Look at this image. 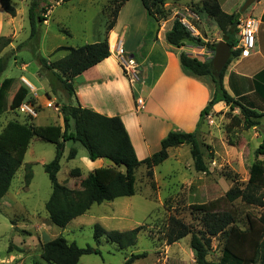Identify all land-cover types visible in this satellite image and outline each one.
I'll use <instances>...</instances> for the list:
<instances>
[{"label": "rangeland", "instance_id": "1", "mask_svg": "<svg viewBox=\"0 0 264 264\" xmlns=\"http://www.w3.org/2000/svg\"><path fill=\"white\" fill-rule=\"evenodd\" d=\"M31 1L12 0L17 15L11 20H8L11 17L5 18L0 30V36L12 39V43L1 54L8 60L0 85L6 78L15 79L7 110L0 116V132L10 121L33 126L63 124L61 106L75 103L70 101L54 72L43 67L40 59L55 62L68 54L65 50L57 52L59 47L79 48L100 42L120 0H72L66 3L38 0L46 10V21L33 38H30L28 18ZM139 1L131 2L122 11L119 20V32L125 30L122 37L127 41V48L137 50L136 59L139 55L149 53V42L153 38L158 45L148 58L151 62L160 64V32L167 31L173 20L181 17L180 13L187 14L185 8L199 17V21L187 17L199 32L195 36H201L209 43L222 40L223 34L214 20L202 12V2L174 5L171 0H164L159 8L160 13L157 14L158 20L153 21L144 14ZM246 1L241 3V8ZM251 10L250 6L243 13L244 17L250 15ZM116 28L111 31L109 41ZM141 32L146 35L139 42ZM117 36L116 34V38ZM20 44L22 47L18 49ZM189 46L193 45L185 44L187 52L202 61H209L214 57L208 47ZM26 81L33 87L29 88ZM128 81L131 84L128 87L134 91L132 97L137 100L135 87L141 84L132 83L130 79ZM23 89H27L28 95L18 104L16 100ZM26 101L36 105L37 118L30 119L20 112V106ZM124 101L128 104L129 97L126 96ZM241 101L245 104L244 99ZM138 114L140 117L141 113ZM142 126L148 132L159 133L162 125L144 118ZM259 128L245 129L239 109L232 110L228 106L213 108L199 128H196L207 172L195 170L191 146L184 144L171 148L169 158L153 168L152 176H149L145 165L137 169L134 196L94 205L64 229L50 221L45 207L51 196L52 186L44 165L54 159L55 145L39 138L32 139L24 164L16 173L8 194L0 202V264H47L41 257L42 246L58 237L80 247L90 245L99 249L100 254L83 256L78 264H126L132 255L142 254L145 256L132 264H173V261H176L175 264H196V254L191 247L193 234L210 240L208 260L219 261L231 227L217 236H210L203 223L204 212L196 210L195 205L220 199L235 186L246 187L249 169L256 158L255 151L264 138ZM73 147L77 149L78 155L75 159L68 160ZM85 158L89 159L81 144L67 143L58 181L71 189L85 188L88 174L105 168L92 170ZM27 165L32 166L33 175L29 186L26 185ZM259 194L264 198V187L259 190ZM234 208L238 211L236 226L241 230L249 229L248 215H264V208L247 204L240 199L235 202ZM172 219L188 226L191 234L169 244L167 234ZM97 224L107 231L125 232L140 228L137 244L133 248L120 250L105 237L97 243L94 240V227ZM9 246L11 253L8 252ZM11 256L15 262L10 261Z\"/></svg>", "mask_w": 264, "mask_h": 264}, {"label": "trees", "instance_id": "2", "mask_svg": "<svg viewBox=\"0 0 264 264\" xmlns=\"http://www.w3.org/2000/svg\"><path fill=\"white\" fill-rule=\"evenodd\" d=\"M56 1L66 3L72 0ZM141 1L147 15L153 21H157V14L160 13L159 8L160 5H163L164 0ZM171 1L174 3L188 1L196 4V0ZM127 2L128 0L119 1L100 42L79 48L59 47L57 52L65 50L68 51V54L55 62H49L46 58L40 59L43 67L54 72L70 101L76 96L75 78L111 57L109 35L115 29L120 12ZM0 4L7 14L16 17L17 10L12 4V0H0ZM201 5L202 12L212 18L217 28L222 32V40L230 45L231 57L222 72L217 74L214 71L213 58L209 61H202L188 55L185 51H180L178 54L180 65L187 74L198 78L207 77L211 79L214 86L213 96L202 110L197 128L210 115L214 106L221 102H224L232 110H240L245 129L260 127L264 111H258L255 106L244 104L241 100H245V98L236 99L229 92L225 83L229 65L233 59L241 56V49H235V47L239 44L237 26L242 13H225L217 0H203ZM45 12L46 10L38 0L31 1L28 8L30 38L38 35L40 26L46 21ZM165 38L169 45L178 49L184 47L186 43H191L194 47H208L213 53H215L218 44V42H206L201 36L193 35L178 18L173 20L172 27L166 32ZM11 43L10 37L0 36V78L7 68L8 60L1 54ZM17 47L21 49L22 45ZM14 81L13 78H6L0 85V116L7 110L8 98ZM27 95V89H23L16 102L22 103ZM61 114L63 126H33L10 121L0 133V201L9 192L16 173L24 164L32 139L39 138L55 145L54 159L44 165L52 186V193L45 207L50 221L59 228H66L73 220L90 211L94 205L134 196L136 194L137 169L145 165L149 176H152L153 168L169 158L171 148L184 144L191 146L190 153L195 170L197 172L208 171L197 130L190 133L170 131L162 139L159 151L140 160L127 128L119 116L102 115L92 109L84 108L79 102L62 105ZM29 118L35 119L31 116ZM69 142L81 144L86 149L87 156L91 161L108 159L113 163V166L96 172L91 171L83 189H71L61 184L58 181V173L61 170L66 144ZM77 155L78 151L73 147L67 158L73 160ZM255 157L249 169V179L245 188L235 186L220 199L207 204L195 205L196 210L204 212L203 223L210 236H217L231 227L219 261L208 260L209 239H204L196 234L192 235L191 247L196 254V264H264V215L261 217L248 215L249 229L241 230L236 226L238 211L234 208L235 202L239 199L247 204L264 208V198L259 194V190L264 187V138L255 151ZM26 170V185L29 186L33 176L32 166L27 165ZM170 225L167 234L169 244L191 234L189 227L176 219H172ZM139 231L140 228L125 232L107 231L97 224L94 227V240L98 243L101 238L105 237L108 242L116 244L120 250H126L135 247ZM8 252H12L11 246H9ZM92 254H100L99 249L90 245L80 247L76 243H69L63 237H58L43 244L41 257L47 264H78L83 256ZM144 256L145 254L132 255L126 264H132ZM175 263L176 261H173V264Z\"/></svg>", "mask_w": 264, "mask_h": 264}, {"label": "crops", "instance_id": "3", "mask_svg": "<svg viewBox=\"0 0 264 264\" xmlns=\"http://www.w3.org/2000/svg\"><path fill=\"white\" fill-rule=\"evenodd\" d=\"M133 1L128 0L120 12L116 31L112 32L111 41H109L112 46L116 40V34L118 35L117 37L123 38L122 35L125 30L119 32V20L122 11ZM202 1L196 0L195 3ZM217 1L225 13L234 14L240 12L243 15L241 3L244 0ZM139 2H141L144 14L148 16L142 1L140 0ZM173 4L188 5L190 3L182 1L173 2ZM251 7L250 15L259 22L255 48L248 57L240 56L232 60L226 71L225 83L229 92L236 99L245 98L246 105L255 106L258 111H264V0H256ZM9 17L11 16L3 10L0 4V30L4 19ZM11 19L13 17L8 20ZM171 27L172 24L167 31ZM167 31L164 33L160 32V52L162 56L160 64L153 63L148 58L158 45L153 38L149 42V53L139 55L138 59L135 56L137 50L127 48V41L123 38L126 51L136 59L140 66L141 81L139 85H141L135 87V92L137 99L141 98L144 100V109H137V100L132 97L134 91L128 87L130 82L124 75L113 52L111 57L88 69L74 80L76 96L72 101L74 103L79 102L84 108L92 109L108 117L119 116L127 128L140 160H144L159 151L162 139L170 131L194 132L197 128L200 114L211 100L214 92L211 79L193 77L182 69L178 59L179 52L185 51L188 55H193L187 52L185 46L178 49L169 45L165 38ZM145 35L144 32H141L138 41L140 42ZM189 47L194 48V46ZM119 75H121V78H118ZM126 96L129 97L128 104L124 101ZM112 101L116 102L113 103ZM223 106L227 105L221 102L215 105L214 108ZM139 112L141 113L140 117ZM144 118H149L151 121L161 124V131L159 133L146 131L142 126ZM260 121L262 126H260L259 130L263 135L264 117ZM60 125L63 126L62 123ZM85 160L92 170L113 166V163L108 159H98L94 162L87 158ZM13 258V256L10 257L11 262L16 261Z\"/></svg>", "mask_w": 264, "mask_h": 264}, {"label": "built area", "instance_id": "4", "mask_svg": "<svg viewBox=\"0 0 264 264\" xmlns=\"http://www.w3.org/2000/svg\"><path fill=\"white\" fill-rule=\"evenodd\" d=\"M185 12L188 14L180 13L178 19L182 25L193 35L198 33L195 25L188 21L187 17L192 18L196 21H199V17L195 12L191 11L188 8H185ZM238 38L239 44L235 49H241V57H248L255 48L256 37L259 30V22L252 15L244 17L241 15L238 23ZM110 44V43H109ZM111 53L113 52L114 56L117 59L119 66L121 67L124 75L130 79L132 83H138L141 81V72L140 66L133 56H131L125 49V40L123 38L117 37L113 46L110 45ZM31 88V84L26 81ZM137 109L142 110L145 108L144 100L139 98L137 99ZM20 112L26 116H31L33 118L38 117V111L36 106L30 102H25L20 106Z\"/></svg>", "mask_w": 264, "mask_h": 264}, {"label": "water", "instance_id": "5", "mask_svg": "<svg viewBox=\"0 0 264 264\" xmlns=\"http://www.w3.org/2000/svg\"><path fill=\"white\" fill-rule=\"evenodd\" d=\"M256 0H247L241 11L244 13ZM231 57V47L230 45L221 40L218 42L215 53L213 57V67L215 73H220L228 64L229 59Z\"/></svg>", "mask_w": 264, "mask_h": 264}, {"label": "bare ground", "instance_id": "6", "mask_svg": "<svg viewBox=\"0 0 264 264\" xmlns=\"http://www.w3.org/2000/svg\"><path fill=\"white\" fill-rule=\"evenodd\" d=\"M33 87V86H32Z\"/></svg>", "mask_w": 264, "mask_h": 264}]
</instances>
